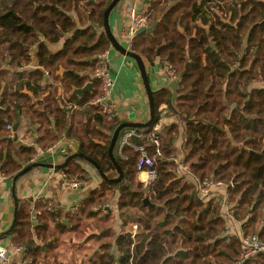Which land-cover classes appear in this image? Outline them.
I'll return each instance as SVG.
<instances>
[{"label":"trees","instance_id":"1","mask_svg":"<svg viewBox=\"0 0 264 264\" xmlns=\"http://www.w3.org/2000/svg\"><path fill=\"white\" fill-rule=\"evenodd\" d=\"M110 2L0 0L3 177L13 179L35 164L32 160L38 149L47 150L62 134L75 139L78 153L94 161L108 179L117 177L107 150L120 123L115 118L107 120L92 104L99 95V83L98 93L86 98L80 103L81 109L68 116L66 108L59 110L54 91L43 99L41 109L40 104L35 107L28 96L21 94L23 89L33 96L45 92L47 87L40 88L43 73L17 71L30 64L28 48H36L38 67L48 73L60 66L63 56L69 60L73 55H102L109 48L104 34L93 44L96 32L89 28L77 30L68 14L74 12L101 29L103 12ZM143 16L149 19L148 26L156 24V28L151 34L135 36L129 52L149 63L156 58L165 60L178 79L174 97L166 90L152 93L154 121L144 131L149 133L157 125L162 104L176 116L178 124L171 126L164 140L157 133L161 140L159 156H154L153 146L143 141L148 155L154 156L157 179L151 186L143 187L136 179L138 152L127 147L124 161L115 147L113 155L122 180L102 182L101 188L81 204L77 215H85L86 219L99 217L96 210L100 204L112 200L117 192V207L123 220L138 227L135 238H128L125 233L117 237L116 260L107 245L96 264H238L240 239L223 233L226 220L220 216L221 200L201 198L188 179L178 176L171 152L180 126L184 137L183 163L189 166L191 177L222 182L231 216L242 223V235L258 233L264 240V226L259 228L264 222V0H151ZM69 33H73L72 39L55 55L40 41L43 37L46 43L56 44ZM75 41L80 42L77 47ZM96 64L94 60L92 74ZM80 79L73 71L63 86L80 87ZM22 109L26 129L38 134L35 146L7 141L5 129L18 123L17 113ZM76 162L83 161L74 160L61 171L85 181L86 173ZM144 198L154 207H144ZM91 207L94 209L88 211ZM37 211L43 230L48 220L56 219L53 208L47 211L45 205L39 204L34 208ZM99 218L109 220V215L102 213ZM30 220L28 209L20 207L14 230L17 244H31ZM78 222L75 220V225ZM240 264H264V255Z\"/></svg>","mask_w":264,"mask_h":264},{"label":"crops","instance_id":"2","mask_svg":"<svg viewBox=\"0 0 264 264\" xmlns=\"http://www.w3.org/2000/svg\"><path fill=\"white\" fill-rule=\"evenodd\" d=\"M150 2L151 0H121L110 13V30L122 47L127 48V38H122V36L130 24L129 12L133 10L143 16V12L146 11ZM68 16L76 24L77 30L84 31L89 28L96 32V40L93 44L96 43L99 36L104 34L103 26L100 29L96 25L86 23L85 19L83 20L74 12H69ZM149 27L147 26L146 28ZM72 37L73 33H69L56 44L46 43L43 37H40V41L55 55L62 51L65 42L70 41ZM79 43L76 42L74 47H77ZM28 50L31 58L30 64L17 71L27 74L40 71L45 76L40 88L47 87L45 92L39 91L37 96H33L26 89L21 91V94L31 99L35 107L40 104L41 107L39 108L41 109L44 104L43 99L49 98V93L54 91V98L58 102L59 110L66 108L67 114L70 116L74 111L81 109V102L86 98H90L94 93H98V82L92 74V63L94 60L98 63V56L93 55L91 58H87V56L73 55L69 60H65V56H63L59 59L61 61L60 66L53 73H48V71L38 67L36 48H28ZM104 53L106 54L108 73L113 81L110 101L115 114V121L120 124L147 122L149 119L148 101L136 63L131 58L112 48L110 43L109 48ZM141 60L145 66L152 93L166 90L173 95L174 93L169 91L167 86L171 81H178V79L177 77L170 79L166 74L165 70L170 67L168 63L160 58L154 59L152 63L143 58ZM86 64H88V67L85 66ZM73 71L81 78L82 85L77 88L74 86L69 87L68 84L63 86V81H66ZM86 86H88L86 92L80 95L74 93L76 90L83 89ZM66 87H69V89H66ZM158 112L157 133L161 140H164L171 126L178 124V119L163 104L159 106ZM25 115L22 109L20 113H17L18 123L12 126V128L16 126V130L13 132L12 128L10 130L5 129V132L9 138L16 136V142L11 141L13 144L16 143L15 145L35 146L38 134L35 131L26 129ZM49 121L53 125L52 118ZM78 148L79 146L75 139L67 138L62 134L47 150L43 151L39 148L34 162L35 164L57 166L62 164L68 156L78 153ZM171 153L174 157L173 163L177 166V175L180 176L179 166L183 163L185 157L184 137L180 126L178 127ZM76 165L86 173L85 185L77 190L60 187L63 173L61 170L63 169L55 170L38 167L17 179L14 199L18 204V209L26 207L30 214L32 225L28 229V233L31 238V244L22 246L16 243L15 222L12 231L8 235L0 237V248L6 253L4 264H96L98 256L105 253L104 250L107 245H110L109 254L115 260L118 258L119 253L115 247L117 237L123 233L131 235L132 227L137 225H133L128 220H122V216H120L121 220H116L120 215L117 207L119 196L117 192L114 193L112 200L105 202L106 205L104 202L100 204V212L97 213L99 217L102 213L104 216L109 215V220H102L98 216L89 219H86L85 215L78 216L76 211L82 203L101 188L103 181L99 178L96 170L89 164L76 162ZM12 180L6 176L0 180V234L7 232L13 221ZM213 200L217 201V199ZM39 204L45 205L46 210L48 204H50L56 218L48 220L44 230L42 229L44 226H40L42 220H38L40 212H34V208ZM227 213L230 220L227 221L225 219L227 221L225 222L230 224L234 222L238 226V229H236L242 233V223L232 218L229 209H227ZM75 220H79L77 225L74 223ZM0 264H3L1 260Z\"/></svg>","mask_w":264,"mask_h":264},{"label":"built area","instance_id":"3","mask_svg":"<svg viewBox=\"0 0 264 264\" xmlns=\"http://www.w3.org/2000/svg\"><path fill=\"white\" fill-rule=\"evenodd\" d=\"M130 24L126 31L124 32L122 38L126 39V49L129 48L132 39L135 36V33L142 29L146 28L149 23V19L146 16H142L135 11L131 10L129 12ZM166 74L170 79H175L176 75L171 67H168L165 70ZM93 77L98 81L100 90L99 96L92 102L94 106H97L103 115L107 117V120H112L115 118L113 112V107L110 101V94L113 87V81L108 73V65L106 62V54L98 56V63L93 70ZM7 130H10L11 127H6ZM158 126H154L149 133H145L143 129H124L118 136L116 142V154L123 157L124 161H127V157H124V150L127 147L133 148L139 154V158L136 164L137 171V181L143 186H151L153 182L157 179V174L154 170V156L160 155V138L157 134ZM132 138H136L141 142V145H136L132 142ZM143 141L151 144L154 149V156L151 157L148 155ZM36 159H33L34 162ZM180 176H184L195 188L197 194L201 198L206 199H219L221 200V206L224 210V213H221V217L230 220V217L227 213V207L225 204L226 201V186L220 181H212L210 178H206L202 181L194 179L191 177V171L187 164H180L179 166ZM61 178V188H67L70 190H77L81 186L85 185V181H80L74 177H69L62 173ZM4 177L0 174V180ZM52 206L48 204L47 211H50ZM226 221V222H227ZM264 226L262 222L260 229ZM137 226L132 227L131 238L135 237L137 232ZM244 237V238H243ZM240 244L242 251L238 257L237 263H243L246 260L253 258L258 255H264V240L260 239L258 233L243 236L240 239ZM0 260L4 264L6 261V253L0 248Z\"/></svg>","mask_w":264,"mask_h":264},{"label":"water","instance_id":"4","mask_svg":"<svg viewBox=\"0 0 264 264\" xmlns=\"http://www.w3.org/2000/svg\"><path fill=\"white\" fill-rule=\"evenodd\" d=\"M121 0H111V2L109 3V5L107 6V8L104 10L103 12V30H104V34L105 37L107 38L108 42L110 43V45L112 46V48H114L115 50H117L118 52H120L121 54L131 58L132 60H134V62L136 63L138 70H139V74H140V78L147 96V101H148V108H149V119L147 122L145 123H139V124H134V123H123L120 124L113 132V134L111 135V139H110V143H109V147L107 150V155L108 158L112 164V166L115 169V172L117 173V177L113 178V179H108L106 177L105 174L102 173V171L98 168L97 164L92 161L91 159L85 157L82 153H75L72 154L70 156H68L65 161L57 166H48V165H44V164H33L32 166H28L27 168L23 169L19 174H17L13 180H12V197L14 200V210H13V221L12 224L9 228V230L7 232H5L4 234H0V237H2L3 235H8L12 229L14 228L15 222H16V217H17V211H18V204L14 199V193H15V183L17 181L18 178L30 173L33 169L35 168H46V169H55V170H59V169H64L68 166V164L74 160H81L87 164H89L90 166H92L99 178L103 181V182H112V183H117L119 181L122 180L123 176H122V172L121 169L118 165V163L116 162V159L113 155V150L115 148L117 139L119 134L124 130V129H146L148 128L154 121V100H153V94L152 91L150 89V85H149V80H148V76L146 74V70H145V66L143 64V61L141 60V58L131 52L128 51V49L122 47L117 40L114 38V36L112 35V32L110 30L109 27V15L110 13L116 8V6L120 3ZM89 2H93V0H89ZM156 24H154L153 26L149 27V28H142L140 30H138L135 35H139L142 33H148L151 34L153 32V30L155 29ZM183 76V73L180 75V78ZM177 85H178V81L173 80L170 82V84L167 86V89L171 92H175L177 89ZM89 86V85H88ZM88 86L84 87L83 89L80 90H76L74 93L75 94H82L84 92L87 91ZM16 130V126H14L12 128V131L14 132ZM17 138L16 136H13V138H8L7 141L11 142L14 141L16 142ZM132 142L135 143L136 145H141V142L136 139V138H132ZM143 205L144 207H154L152 204H150L149 199L148 198H144L143 199ZM108 210V209H107ZM126 237H130L129 233H125Z\"/></svg>","mask_w":264,"mask_h":264},{"label":"rangeland","instance_id":"5","mask_svg":"<svg viewBox=\"0 0 264 264\" xmlns=\"http://www.w3.org/2000/svg\"><path fill=\"white\" fill-rule=\"evenodd\" d=\"M105 53H103V55H104ZM258 85V84H257ZM259 87H261V85H258ZM99 96V95H98ZM97 96V97H98ZM96 97V98H97ZM96 100V99H95ZM115 178V177H114ZM137 179V178H136ZM225 204H226V207H227V209L229 208L228 207V205H227V202L225 201ZM94 208H89V210L88 211H90V210H93ZM224 210H226V209H224ZM224 210L222 209V212H221V209L219 210V212H220V216H221V213H224ZM98 212H100V206H99V208H98ZM120 216H122V220H123V215L120 213V215H119V217L116 219V220H121V217ZM222 218V217H221ZM223 220H225L224 218H222ZM235 219V218H234ZM224 223H226L225 221H224ZM262 224V223H261ZM261 224H260V227H261ZM259 227V228H260ZM238 229V226H237V224H235L234 222H232L231 224L230 223H226L225 224V228H224V231H223V233H228L229 235H232V236H236V238L238 237V239H241L242 238V233H241V231H239V230H237ZM259 228H258V230H259ZM257 230V231H258ZM244 238V237H243Z\"/></svg>","mask_w":264,"mask_h":264}]
</instances>
